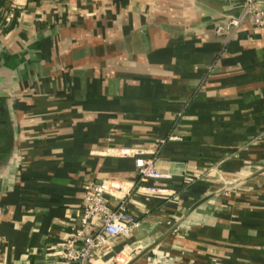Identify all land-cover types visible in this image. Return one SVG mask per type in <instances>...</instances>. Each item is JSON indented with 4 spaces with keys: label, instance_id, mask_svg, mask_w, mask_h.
Listing matches in <instances>:
<instances>
[{
    "label": "crops",
    "instance_id": "1",
    "mask_svg": "<svg viewBox=\"0 0 264 264\" xmlns=\"http://www.w3.org/2000/svg\"><path fill=\"white\" fill-rule=\"evenodd\" d=\"M241 3L0 0V264L54 260L83 184L135 156L171 177L69 264H264V27L215 31Z\"/></svg>",
    "mask_w": 264,
    "mask_h": 264
},
{
    "label": "built area",
    "instance_id": "2",
    "mask_svg": "<svg viewBox=\"0 0 264 264\" xmlns=\"http://www.w3.org/2000/svg\"><path fill=\"white\" fill-rule=\"evenodd\" d=\"M244 15L264 27V0L260 4L255 0H242L240 12L216 24L215 31L234 28ZM133 161L137 173L134 182L106 177L83 184L78 224L65 237L57 257L47 264L82 263L92 252L106 247L112 238L127 235L139 225V219L127 210L125 197L132 189L160 192L161 187L155 182L171 177L172 173L157 169L151 158L135 156ZM149 179L153 182H148ZM108 193L116 198L115 204L106 201L104 195Z\"/></svg>",
    "mask_w": 264,
    "mask_h": 264
},
{
    "label": "water",
    "instance_id": "3",
    "mask_svg": "<svg viewBox=\"0 0 264 264\" xmlns=\"http://www.w3.org/2000/svg\"><path fill=\"white\" fill-rule=\"evenodd\" d=\"M225 185H229V181L225 182ZM212 194H213V193H208V194L204 195L203 197H201L200 199H198V200L196 201V203H194V205H196L197 203L201 202L202 200L208 198V197L211 196Z\"/></svg>",
    "mask_w": 264,
    "mask_h": 264
}]
</instances>
